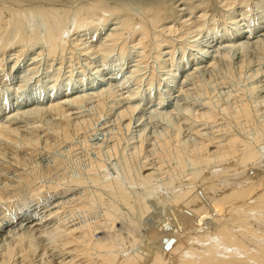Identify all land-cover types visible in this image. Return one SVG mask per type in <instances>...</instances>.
Segmentation results:
<instances>
[{"label":"rangeland","instance_id":"rangeland-1","mask_svg":"<svg viewBox=\"0 0 264 264\" xmlns=\"http://www.w3.org/2000/svg\"><path fill=\"white\" fill-rule=\"evenodd\" d=\"M14 1L0 0L20 20L4 13L0 28V264L67 262L76 252L69 228L80 225L112 239L117 257L158 245L162 223L211 230V218L187 226L170 204L180 186L218 169L199 163L208 141L251 142L256 174L250 165L246 174L262 175L264 0H167L155 23L135 0H101L83 25L76 11L94 0ZM53 7L67 15L52 44L43 12ZM127 14L136 21L122 30ZM245 169L227 171L217 188H244Z\"/></svg>","mask_w":264,"mask_h":264},{"label":"bare ground","instance_id":"bare-ground-1","mask_svg":"<svg viewBox=\"0 0 264 264\" xmlns=\"http://www.w3.org/2000/svg\"><path fill=\"white\" fill-rule=\"evenodd\" d=\"M15 1L16 3L19 2H17V0ZM166 1L167 0H135L138 5L141 3L142 6L145 5V7L148 8L147 13L151 11L149 16L151 17L150 19L153 23L157 21L159 22L160 18L167 15L169 6L166 7ZM100 3L102 4L101 0H94V2L88 3L86 7L84 6L85 8L81 9V11L80 9L78 10L79 12L76 11V24L83 25L90 23L94 18V15H97V13L101 12L102 7L100 6ZM126 4L127 6H125V8L128 7V3ZM103 5L105 6L104 11L105 9L112 12L114 10L119 12L122 10L121 7H118L117 5L109 7H107L105 4ZM54 8L55 7L52 9L48 8L43 12L44 17L47 18V21L49 22L48 30L46 29V38L48 41H51L52 44L56 34H61V30L65 22L64 18L67 15V13H63V11L62 13H59V11L55 10ZM18 9L8 7L4 8L3 6L0 7V28L1 22L3 21L2 15L4 13H7L8 16V20L5 22L13 23L15 25L20 23V20H18L19 15H17L19 13ZM4 19H6V17ZM134 21H136V19L134 20L130 15L127 14L124 17L122 23V30L130 28ZM139 23L141 29V39L144 40L147 25H145L143 21H140ZM122 30L113 33L112 39H120ZM15 36L17 41L25 39L20 30H18ZM143 40H141V43ZM16 58L17 57H15V60H17ZM243 104L245 103L243 102ZM243 104L240 110H238V114L241 115V117L244 116V118H248L250 111L248 110V107ZM56 108L58 109V107ZM6 135H8V131L0 127V138H3ZM229 136H227L225 140L223 139L224 141L219 140L213 143L208 141L207 143H203L201 145V156L198 154L201 157L199 158V163H201V160L220 163L216 165L218 169L216 168L215 170H207L208 173L205 172L206 175H203L200 180L194 181V178H192L193 181L190 180V182L187 180L189 182L188 185L184 184L187 187L184 186V188H182L183 186H180L181 193L177 194L173 200L170 199L171 202L173 201L174 203H171L169 200L170 204H173L172 206L178 203L176 207L179 208L178 211H181L179 213H181V218H183V221L187 222V226H193V224L198 222L200 223L199 218H203V216L206 215L215 223L211 230L206 229L207 231H204V227H202V232H200L199 229L198 233H193L194 231L192 228V232H190L191 230H186L188 227H183V225V228L179 229L177 228L178 226L174 228L172 226L170 227L169 224L167 225L162 223L161 226L163 231L160 233L159 243H157L158 245L147 248V251L145 250L146 252L144 253L141 252L143 250H140V252H130V254H125L123 252L125 255L117 257L118 249H116L117 247L112 239L105 237H97L98 239H94L92 233L93 228L90 226V224L84 226L77 225L79 227L69 228L68 233L69 242L74 243L73 249L76 252L75 254L73 251L70 252V255L73 253L71 258H67V260H69L64 263L62 262V259L59 264H264V170L261 172L262 175H258L257 177L251 176L253 174L247 175L248 173L246 172L245 168L249 165L253 170L252 172H255L256 174V163L254 162L258 158V153L255 151L253 147L254 145L252 146L251 142L249 143L241 140L236 137V135ZM198 155H194V160L199 157ZM239 168L245 169L244 175L247 173L243 180L247 177H252V179L248 180L246 186L242 184L244 188L235 189L236 185L234 186L230 184L229 187L222 186L223 188H217V180L223 179V175L227 171H235V169L239 170ZM150 174V172H147L142 176V178H147L150 176ZM226 182L228 183L227 180ZM218 189L220 191H218ZM196 190H200L201 195L195 192ZM208 190L213 192V195L206 197L205 191ZM217 196L219 197L217 198ZM199 201L202 202L199 203ZM185 206H188L187 208L189 209H186ZM178 211L175 210V212ZM196 215L199 216L197 217V222L194 220ZM174 216L175 215H173V217ZM183 221H181V223H183ZM193 221L196 223H193ZM205 222L204 224H206ZM176 224L179 225L178 222ZM183 224L185 225V223ZM212 225L213 223L210 225V228ZM207 227L209 229V225ZM195 228H199L198 225L197 227L195 226ZM65 231H67V229ZM214 238L218 239L217 244H214ZM22 251L23 250H21V252ZM11 256L12 251H9L6 259L10 258ZM2 262V264H8L7 261ZM44 262H46V260ZM54 264L56 263L54 262Z\"/></svg>","mask_w":264,"mask_h":264},{"label":"water","instance_id":"water-1","mask_svg":"<svg viewBox=\"0 0 264 264\" xmlns=\"http://www.w3.org/2000/svg\"><path fill=\"white\" fill-rule=\"evenodd\" d=\"M168 243H169V242H168ZM167 245H168V244H167ZM167 245H166V246H167Z\"/></svg>","mask_w":264,"mask_h":264}]
</instances>
